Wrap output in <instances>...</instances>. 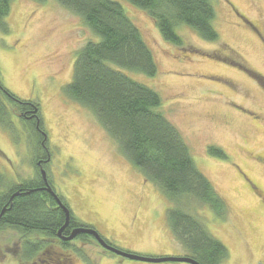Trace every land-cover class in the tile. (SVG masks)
<instances>
[{
    "label": "rangeland",
    "instance_id": "rangeland-1",
    "mask_svg": "<svg viewBox=\"0 0 264 264\" xmlns=\"http://www.w3.org/2000/svg\"><path fill=\"white\" fill-rule=\"evenodd\" d=\"M116 1L139 28L157 66L152 77L127 72L160 95L159 111L183 137L225 211L217 216L191 194L168 199L91 111L65 93L76 52L97 38L80 17L55 0H12L3 19L7 30L0 29V82L17 99L37 106L52 152L45 170L53 190L76 221L121 250L193 258L167 221L168 209H176L201 221L226 247L216 264H264V0H210L217 39H201L179 24L178 46L162 38L144 10ZM4 103L14 125L0 123V195L36 179L39 153L33 126L26 129L14 115L17 108ZM46 241L53 239L0 227V264L31 263L39 255L32 245ZM59 243L53 244L76 257L72 264H191L116 256L91 238Z\"/></svg>",
    "mask_w": 264,
    "mask_h": 264
},
{
    "label": "trees",
    "instance_id": "trees-1",
    "mask_svg": "<svg viewBox=\"0 0 264 264\" xmlns=\"http://www.w3.org/2000/svg\"><path fill=\"white\" fill-rule=\"evenodd\" d=\"M55 1L80 17L97 37L89 39L76 52L73 75L65 86V93L91 111L131 164L168 199L180 194L195 195L194 198L207 205L215 215L222 216L225 202L196 167L177 128L159 111L160 95L127 72L152 77L157 66L139 28L123 6L116 0ZM127 1L151 16L162 38L174 45L183 44L175 31L179 24L189 26L201 39H217L210 0ZM11 2L0 0V29L3 31L7 30L3 19ZM224 56L229 59L225 54L221 58ZM3 99L18 108L22 107L20 105L32 108L31 102L17 99L0 82V123L5 125L9 123L7 118L4 121L2 118L5 114ZM31 104L38 114L37 106ZM6 115L9 117L8 112ZM37 137L39 150L43 138L40 134ZM39 181L41 183V179L25 181L10 189L8 194L0 195V227L15 228L23 235L36 232L50 239L57 236V230L65 222V213ZM167 221L175 238L189 248L187 250L199 264H216L227 255L226 247L201 221L176 209H168ZM63 231L61 235L67 236ZM32 246L35 250L39 248Z\"/></svg>",
    "mask_w": 264,
    "mask_h": 264
},
{
    "label": "flooded vegetation",
    "instance_id": "flooded-vegetation-1",
    "mask_svg": "<svg viewBox=\"0 0 264 264\" xmlns=\"http://www.w3.org/2000/svg\"><path fill=\"white\" fill-rule=\"evenodd\" d=\"M29 105H31V107L33 108L32 104L30 103ZM22 106L21 108H18L19 106H15L17 109L18 112H15V117L20 119L22 121V123L25 125L26 129L30 130V126H33L34 130H31L32 133H34L35 135L38 136V134H40L43 138V141L41 142V148H39V153L36 154V161H35V166H36V169H37V177L36 179H41V183L39 181V183L43 186L45 185V182L42 178V174H41V171L44 170L45 171V174H46V178H47V181H48V184L52 187L50 181H49V177H48V174L45 170V166L48 165V163L50 162V160L52 159V152L51 150L46 146V143H45V140H46V134L45 132L41 129V126H40V121H39V118H38V115L36 112V108H24L23 106L24 105H20ZM5 107V114L3 115V121L5 120V118H7L8 120V117H7V112L9 113V116H10V109H9V106H7L6 104L4 105ZM35 116V117H33ZM8 123H13V120H11V118L8 120ZM27 124H29L27 126ZM8 126V125H7ZM27 131V130H26ZM38 133V134H37ZM37 145H38V140H37ZM38 148V147H37ZM42 152V154L40 153ZM35 179V180H36ZM21 183L19 184H13L11 187H9L5 192L4 194H8L10 192V189L16 187V186H19ZM52 196V195H51ZM53 197V196H52ZM54 198V197H53ZM55 200V198H54ZM62 200V198H61ZM63 201V200H62ZM56 202V201H55ZM57 203V202H56ZM65 204V203H64ZM65 206L68 208V206L65 204ZM70 211V210H69ZM71 215V219L73 220L72 221V224L70 225L69 221L67 223L68 226V229L66 231V227L67 225L64 227L65 231H63L64 233H62L63 235H68L70 233V231L76 227H91L89 225H86V224H83V223H79L78 221H76L74 219V217L72 216V213L70 212ZM41 234H44V233H41ZM45 235V234H44ZM46 236V235H45ZM48 238V237H47ZM87 238H91L96 244L97 241L96 239L90 235V234H84V233H79L77 234L74 238L70 239V240H67V241H63L60 237H54L53 239V242H44L45 244L43 245H40L38 250H39V255L36 257L35 260H33L31 263H22V262H19V264H72L73 260L76 259V257L74 256L73 253H70L68 251H66L65 249L63 248H59L58 245H55L53 244L54 241H58L60 242L59 244H63V242L66 243V245H71L73 244L75 241H78L80 244L83 243L85 241V239ZM50 239V238H49ZM61 239V240H60ZM63 241V242H61ZM98 246L102 249H104L103 247H101L99 244ZM75 249V248H74ZM73 249V250H74ZM105 250V249H104ZM107 251V250H106ZM44 252H46V255L43 256ZM112 253V252H111ZM114 254V253H112ZM116 255V254H114ZM117 256V255H116ZM79 259V258H78ZM79 261H81V259H79Z\"/></svg>",
    "mask_w": 264,
    "mask_h": 264
},
{
    "label": "water",
    "instance_id": "water-1",
    "mask_svg": "<svg viewBox=\"0 0 264 264\" xmlns=\"http://www.w3.org/2000/svg\"><path fill=\"white\" fill-rule=\"evenodd\" d=\"M42 178L45 182V189L55 198V201L57 202V206L61 207L64 210L65 213V222L64 224L57 230V236L60 237L63 241L70 240L74 238L79 233L84 234H90L92 235L97 243L103 247L105 250L110 251L116 255H119L121 257H125L132 260H138V261H146V262H165V261H172V262H187L191 264H199L197 261H195L193 258L188 256H157V257H149V256H141L132 252L121 250L114 245L107 243L106 240L100 236L92 227H76L71 230L69 235L62 236L61 232L64 229V227L67 225L69 220V209L61 202L56 192L53 190V188L48 184L45 171H41ZM14 195V193L12 194Z\"/></svg>",
    "mask_w": 264,
    "mask_h": 264
}]
</instances>
